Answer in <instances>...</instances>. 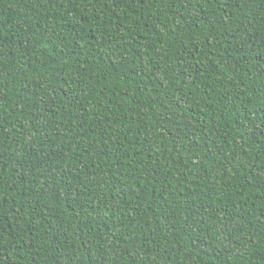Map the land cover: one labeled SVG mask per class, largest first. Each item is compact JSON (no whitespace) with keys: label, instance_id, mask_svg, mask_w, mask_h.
I'll list each match as a JSON object with an SVG mask.
<instances>
[{"label":"trees","instance_id":"1","mask_svg":"<svg viewBox=\"0 0 264 264\" xmlns=\"http://www.w3.org/2000/svg\"><path fill=\"white\" fill-rule=\"evenodd\" d=\"M0 264H264V0H0Z\"/></svg>","mask_w":264,"mask_h":264}]
</instances>
